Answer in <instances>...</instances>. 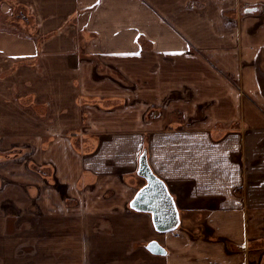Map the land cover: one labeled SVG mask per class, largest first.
I'll use <instances>...</instances> for the list:
<instances>
[{"label": "crops", "instance_id": "0c3cea01", "mask_svg": "<svg viewBox=\"0 0 264 264\" xmlns=\"http://www.w3.org/2000/svg\"><path fill=\"white\" fill-rule=\"evenodd\" d=\"M0 11V149L31 147L0 165V264H264V0ZM143 150L169 231L130 207Z\"/></svg>", "mask_w": 264, "mask_h": 264}, {"label": "water", "instance_id": "95a60500", "mask_svg": "<svg viewBox=\"0 0 264 264\" xmlns=\"http://www.w3.org/2000/svg\"><path fill=\"white\" fill-rule=\"evenodd\" d=\"M256 11L257 8L247 6L243 8L242 13L249 14ZM138 174L145 178L146 185L138 191L130 207L137 211L151 212L158 232L175 228L178 223L176 204L166 184L151 171L145 154L140 160ZM148 248L154 253H165V250L156 243H150Z\"/></svg>", "mask_w": 264, "mask_h": 264}, {"label": "rangeland", "instance_id": "374dc122", "mask_svg": "<svg viewBox=\"0 0 264 264\" xmlns=\"http://www.w3.org/2000/svg\"><path fill=\"white\" fill-rule=\"evenodd\" d=\"M244 7H246V6H244ZM1 12V11H0ZM5 14V13H4ZM12 25L14 24V25H16L17 27H19V28H21V26H20V24L22 25L23 23L22 22H20V23H18V22H14V23H11ZM12 51V49H10L9 50V53ZM4 54H6V51L4 50V49H1L0 48V55H4ZM31 62V64H34V62H36V61H30ZM6 68V65H0V77L1 76H4V70L3 69H5ZM14 68V67H13ZM8 69V68H7ZM15 69V68H14ZM9 70H11V69H9ZM9 70H7L6 72H8ZM8 77V76H7ZM6 76H5V78H7ZM24 147L27 149V151L23 148V145L22 146H18L17 144H14L13 145V147H11L9 150H6V151H3V150H1L0 149V153L1 154H7V153H9L7 156H5L4 158H0V165H2V163L3 162H8V161H15V162H17V161H23L25 158H28V156H29V154H27L28 153V147L29 148H31L30 147V145H27V144H24ZM33 148V147H32ZM33 151V150H32ZM31 151V152H32ZM4 152H6V153H4ZM26 153V157L23 159V157L25 156V153ZM144 153V150H143V152H142V154ZM31 154V153H30ZM141 154V155H142ZM141 157V156H140ZM23 159V160H22ZM30 169V168H29ZM38 167H36V166H34V167H31V171H37V172H39L38 170ZM43 172H42V174L43 173H46V174H44V180L47 182H49L50 180L49 179H47V178H50V176H49V171L48 170H45V169H43L42 170ZM52 184H55V181H53V183ZM35 195V194H34ZM13 210H17L13 205H11L10 206Z\"/></svg>", "mask_w": 264, "mask_h": 264}, {"label": "trees", "instance_id": "16d2710c", "mask_svg": "<svg viewBox=\"0 0 264 264\" xmlns=\"http://www.w3.org/2000/svg\"><path fill=\"white\" fill-rule=\"evenodd\" d=\"M8 154H9V153H7V154H1V153H0V158L2 159V158H4L5 156H7ZM144 154H145V153H144ZM144 154H143V155H144ZM143 155H142V156H143ZM142 156H141V158H142ZM145 156H146V155H145ZM141 158H140V160H141ZM32 167H34V166H32ZM43 169H44V168H43ZM43 169H37V170H38V171H39V170L42 171ZM40 171H39V172H40Z\"/></svg>", "mask_w": 264, "mask_h": 264}]
</instances>
